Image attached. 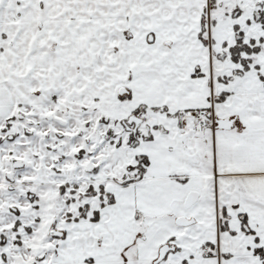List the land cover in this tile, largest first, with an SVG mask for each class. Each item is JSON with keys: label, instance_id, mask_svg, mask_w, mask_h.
Masks as SVG:
<instances>
[{"label": "snow or ice", "instance_id": "6c2138e0", "mask_svg": "<svg viewBox=\"0 0 264 264\" xmlns=\"http://www.w3.org/2000/svg\"><path fill=\"white\" fill-rule=\"evenodd\" d=\"M0 264H264V0H0Z\"/></svg>", "mask_w": 264, "mask_h": 264}]
</instances>
